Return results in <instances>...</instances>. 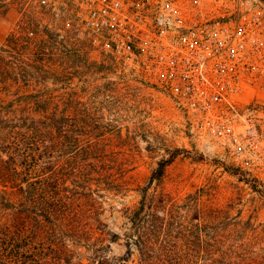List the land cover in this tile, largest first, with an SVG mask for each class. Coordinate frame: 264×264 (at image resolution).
Returning a JSON list of instances; mask_svg holds the SVG:
<instances>
[{
	"label": "trees",
	"instance_id": "16d2710c",
	"mask_svg": "<svg viewBox=\"0 0 264 264\" xmlns=\"http://www.w3.org/2000/svg\"><path fill=\"white\" fill-rule=\"evenodd\" d=\"M27 3L0 0V17L14 6L23 17L0 48V264H118L109 243L121 238L103 216L107 198L129 191L121 129L74 92H59L68 78L57 76L56 57L74 61L76 50L61 48L76 38L41 27ZM177 155L158 163L137 190V207L123 211L126 255L134 246L137 264H264L227 230L239 223L221 208L202 204L198 194L179 205L152 187Z\"/></svg>",
	"mask_w": 264,
	"mask_h": 264
},
{
	"label": "rangeland",
	"instance_id": "374dc122",
	"mask_svg": "<svg viewBox=\"0 0 264 264\" xmlns=\"http://www.w3.org/2000/svg\"><path fill=\"white\" fill-rule=\"evenodd\" d=\"M124 1L127 19L114 37L119 45L114 53L106 52L103 46L110 41L107 37L94 36L83 25L89 0L27 3V11L41 27H60L76 38L61 46V50H76L74 61L63 53L56 57L57 76L68 78V83L58 85L62 88L59 92H74L80 101L99 111L105 122L121 129L129 191L110 196L104 205L108 229L121 238L109 243L110 257L118 264H137L134 246L132 257L126 255L123 235L129 224L123 211L137 207L138 188L147 184L162 159L178 150L159 185L152 187H163L179 205L188 195L198 194L202 204L221 208L224 217L239 223L227 230L235 229L232 234L241 236L250 250L264 258V93L256 90L260 103L239 111L255 125L260 144L253 149L243 138L227 141L217 129L197 126L193 116L153 80L145 78L139 68L138 29L150 24L157 0ZM22 18L16 6L6 17H0V48L10 33L21 30ZM110 137L112 143L117 142L115 134ZM184 209L180 212L185 213Z\"/></svg>",
	"mask_w": 264,
	"mask_h": 264
},
{
	"label": "built area",
	"instance_id": "2783aa9c",
	"mask_svg": "<svg viewBox=\"0 0 264 264\" xmlns=\"http://www.w3.org/2000/svg\"><path fill=\"white\" fill-rule=\"evenodd\" d=\"M127 13L124 0H89L83 25L107 37L103 46L114 53ZM153 13L138 29L141 74L197 126L257 147L255 125L239 111L260 103L256 90L264 93V0H157Z\"/></svg>",
	"mask_w": 264,
	"mask_h": 264
}]
</instances>
